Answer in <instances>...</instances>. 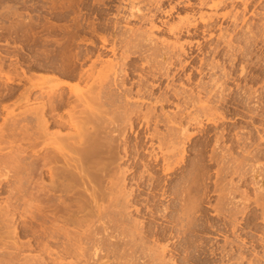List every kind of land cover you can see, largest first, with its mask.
Wrapping results in <instances>:
<instances>
[{
  "label": "bare ground",
  "instance_id": "1",
  "mask_svg": "<svg viewBox=\"0 0 264 264\" xmlns=\"http://www.w3.org/2000/svg\"><path fill=\"white\" fill-rule=\"evenodd\" d=\"M74 1L80 2L59 1L60 11L69 9L74 14L72 19L78 20L84 8L80 12L79 4L77 9ZM96 1L107 10L115 8L111 20L97 25L89 20L86 26L76 22L73 27L71 24L66 27L65 23L62 29L58 23L48 29L47 34L54 25L58 26L62 35L56 33V38L63 37L56 39L58 50L47 49L44 62H37V65L44 63L40 66L45 70L39 71L46 73L43 78L42 73L39 74L44 80L39 91L34 83L38 75L33 71L29 75L31 68L24 70L19 63L22 60L17 57L9 66H15V70L16 66L21 67L20 79L6 77L4 56L0 55V79L5 80L3 84L0 82V103L5 101L0 106L3 120L0 144H4L0 146V177L3 178L0 193L7 192L6 186L10 188L12 201L19 202L27 196L23 199L26 208H21L26 209L24 214L29 213V220L26 222L27 217H24L25 222H21L25 226L23 233L31 234L35 242L25 245L15 239L20 232L19 226L14 228V220L22 209L17 214L19 206L7 200L1 206V201L0 234L3 230L8 236L0 235V264H245L250 257L255 262L250 260L248 264H264V111H261L260 126L249 128L255 125L257 111L261 109L259 106L257 110L252 104L261 97L239 91L234 96L235 90L226 84L237 79L235 67L221 68L220 74H213L212 84L204 83L203 67L205 63L207 66L204 49L212 43L203 47L201 41H194L200 36L203 39L217 36L218 20L230 15V12L220 14L219 10L228 4L241 3L245 13L254 0ZM193 8H208L212 13L204 15V10L197 13ZM77 10L81 15L75 18ZM178 11L186 13L185 17L168 22V17ZM237 13H233L236 23ZM164 14L168 16L166 21L160 20L161 25H157V18ZM102 16L104 12L96 14L97 19ZM138 20L148 22L150 28L135 30L127 26ZM152 30L175 37V41H171L172 38L168 41L164 35L166 39H159L158 35L156 38ZM226 31L217 36L218 40L232 48L234 32L226 34ZM83 34L98 35L100 43L89 41L90 48L77 50L74 48L76 38L80 39ZM250 38L252 36L247 39ZM219 43L208 51L216 55ZM234 57L230 55L235 63V53ZM198 60L200 63L196 66ZM25 64L26 69L28 64ZM214 65L215 62L208 65L211 71L216 70L217 65ZM58 72L74 83L58 79ZM197 75L201 78L196 81ZM239 76L247 77L245 67L241 68ZM12 84L24 88L18 92L10 88ZM204 96L206 99H202ZM9 100L15 102L9 105ZM21 101H25L27 107L16 114L13 107ZM171 104L175 110L169 113L165 108ZM190 107L194 111H190ZM239 108L244 110L240 117L234 115ZM227 114L232 117L227 118ZM244 117L245 126H236L235 119ZM206 124L222 125L212 141L213 153L219 150L220 157L215 160L213 154L209 156L211 165L218 162L222 167L217 175L223 179L222 174L230 172L242 184L253 185L256 192L252 198L243 191L235 201L233 195L239 190L238 185L231 183L221 188L223 208L215 209L214 216L222 217V223L201 221L205 212L203 202L208 197L206 191H202V167L209 144L189 148L193 138L203 137L208 132ZM161 126L165 132L160 131ZM5 144L8 154L1 155V151L6 150ZM9 149L13 151L9 153ZM192 150L198 157L199 179L193 189L196 195L193 206L191 189L183 175ZM180 174L184 186L176 189L178 186L172 183ZM14 194L23 196L19 199L16 195L13 197ZM20 203L22 206L23 201ZM251 204L259 208V216L251 213ZM22 214H19L21 218ZM207 228L213 232L211 235L206 232ZM203 235H208L211 242L204 243ZM10 238L13 241H9ZM220 239L222 244L218 243ZM257 244L261 245L262 254ZM37 247L42 253L38 258L24 255L25 249L36 248L37 251Z\"/></svg>",
  "mask_w": 264,
  "mask_h": 264
},
{
  "label": "rangeland",
  "instance_id": "2",
  "mask_svg": "<svg viewBox=\"0 0 264 264\" xmlns=\"http://www.w3.org/2000/svg\"><path fill=\"white\" fill-rule=\"evenodd\" d=\"M59 1H61V0H0V55H1V57L4 56L3 58L5 60L4 61L5 64H4V67H3V72L6 74V77L7 76H10V77H12V78H14L15 80L18 81L20 79V76H19L18 72L20 73L21 67L24 70H28V69L31 68L30 69L31 71H29L28 74L30 75L32 73V71H33L34 75H35V73L38 75V77L35 75L36 77L34 79L35 80L34 83L37 85V88H38L37 91H39V89L41 88V86L43 85V82H44V80H42L41 78H43V76L46 75V73L43 74L44 73L43 70L42 71H39V69H44V68H42L43 67L42 65L44 64L43 62H44V58H45V52H46L47 49H49L50 51H53L54 49L56 50L58 48L57 47V41L58 40H61L62 37H63L62 36V37H60L61 39H58L59 36L62 35V32H60L61 30L59 31V28H60L59 25L61 24V28L60 29H62V25H63V27L66 26V25L64 26L65 23L68 24L66 27H69L70 24H71L70 27H73V24H75L76 22H80V24L82 23V24H84L86 26L87 25L86 23L89 20H90L89 23H92L93 22V23H95L97 25V24H99L101 22H105V21L111 20L113 18V15H111V14H115V12H116L115 11V8L111 9V11L110 10H107L104 6L102 7V5L99 4V2L98 3H97V1L94 2V0H91V1L90 0H85L86 2L84 0H82L83 3L81 2V0H77V2L78 1H80V2L79 3H76V1H74V2L77 4V9H78V4H79L80 7H79L78 10H80V12H81V9L84 8L82 10L83 11L82 12L83 15H81V13L77 10L76 11L77 14H75L76 15L75 18H77L78 15H81L82 17L79 16V18L82 19V20H80L79 18H78V20H76V19L73 20L72 18H74V14L71 13V10L67 9V11H66V9H64V11L62 10L63 12L60 11L62 8H61V6L59 4L60 3ZM105 1L106 0H103L102 2H105ZM64 2H65V0H64ZM90 2H91V4H90ZM92 3L95 6H93ZM118 4L119 3H117V5ZM67 5H68V3H67ZM97 6H98V8H97ZM165 7H167V6L165 5ZM166 9L168 10V8H166ZM243 9H244L243 4H241V3H234V4H228L224 9L219 10V13L220 14L221 13L224 14V13H227V12L229 13L230 12L229 13L230 15H229V17H226V18L220 16L221 18L217 22L218 23L217 24L218 26H217V29H216V35L218 36L221 32L225 33L224 31H226V30H228V33H226V34H230V33H233L234 32V35L237 36V37H239V39L237 40L236 39L237 37L235 38V36H234V38L232 40V48L231 47H228L227 48L226 47L227 45H225V44L223 45V41L218 40V37L217 36L216 37H213L212 39H210L208 37H206L205 39H203L202 36H200L199 38L194 39V41L195 40L201 41L203 47H205L206 44H207L206 46H210L209 44L212 43L211 46L213 44H214V46H216V45H218L219 42L221 43V44L219 43V50L217 51L218 54L216 53V55H214V52H209V51H211V49H210L211 46L210 47H206L204 49V55H205V56L203 55L204 58H205L204 59V62L205 61L207 62V66H206V63H205V65L203 67V70H204V73L203 74H205V75H202V80H203L204 83L207 82L209 84H212L210 81H211V78L214 77L213 74L219 73L220 70L223 69V67H225L226 70H231V69H234L233 67H235L234 70L236 71L235 75H237V79L236 80H231V81H229L226 84L227 87L231 88L233 91L235 90L234 91V96L237 94V91H239V92H242L244 94L245 93H250V92L252 93L253 92V93H256V95L259 98L261 97V100H258L259 102L256 99L257 102H253L254 104H252V106H254V107L256 106L257 107V110H258L259 106L261 108L260 110L257 111L258 112V117L256 116V118H255L256 119L255 125H253V127L252 126L249 127L250 129L251 128L253 129L254 126H260V124H261V122H260L261 121L260 116L263 113L261 111H264L263 110V104H264V28H263V26H264L263 22L264 21L263 20H264V18H262V16L264 15V13H263L264 12L263 11L264 10V0H262V1H260V0H254L253 6L247 8L246 11H245V13H243L244 12ZM99 10H101V11H99ZM112 10L114 12H112ZM192 10H194L197 13H200V11L202 12L204 10V13H203L204 15L210 14V12L212 13V11H210L208 8H204L202 10H200L198 8H193ZM108 11H109V14H108ZM69 12L72 14L71 17H70V13ZM78 12L80 14H78ZM88 12L91 13V14H88ZM103 12L105 13V16H102L99 19H97L96 18V14H99V13L101 14ZM192 12L193 11H190L191 14H194V12L193 13ZM63 13L66 14V15H64ZM94 13H95V15H94ZM173 13L174 14L170 17L171 19L164 14V15H162V17L161 16L158 17L157 20L160 21V20H163L164 19L166 21V19L168 17V20H167L168 22H170V21L176 22V21H179L180 20L179 19L180 18L179 16H181V18H183L186 15V13L180 12V11L173 12ZM233 13H237L236 16H237V20L239 19L238 20L239 22L237 20H236L237 23L236 22H233L234 15H235ZM240 13L241 14L243 13V15H245V17L243 15H241ZM231 14H233V16ZM109 15H111V16H109ZM198 15L199 14H197V17H198ZM63 16H66V17H63ZM83 16H84V18H83ZM89 16H91V17H89ZM241 17L243 19H241ZM83 19H85L84 22H83ZM242 20H244V22ZM139 21L140 20L137 21L138 23L136 21L130 22V23L127 24V26L130 25L131 26L130 28H133L135 30H136V28L138 29L140 27H141V29H144V28L145 29L146 28L149 29L150 28V24L148 22H142V21H140L141 22L140 23ZM158 21L156 22V24L157 25H161L160 24L161 21L160 22H158ZM174 22H170V23H174ZM45 24L46 25L47 24H50V26L47 27ZM52 24H56V25L58 24L59 28H56L58 26L54 25L53 27L56 28V29L51 28V31L49 30L51 32V34L55 32L51 36L50 32H49V34H47V33H48V29L51 27ZM144 24L146 25V27L144 26ZM235 24L239 25V26H237L238 28L235 26ZM44 25H45V27H44ZM142 26H143V28H142ZM147 26H149V27H147ZM29 27L30 28L33 27V28L32 29H29ZM234 27H235V29H234ZM15 28H17V29H15ZM25 29L28 30V31H26ZM43 29H45V31ZM30 30H32V31H30ZM152 31L154 33V36L156 35L155 36L156 38H158V36H159V39H161L162 37L164 39L166 37L168 41L171 38H172L171 41H173V40L175 41V37H172V36H169L168 37L167 34H159L155 30H152ZM45 32H46V34H45ZM56 33H57V35H59L58 33H60V35L58 36V38H56L57 37V35H55ZM85 35H88V36H85ZM162 35H164L165 37L162 36ZM93 36H94V38H93ZM249 36H252V38L247 39ZM83 37H86L87 39L86 38H83ZM83 37H81V38L84 39V42L85 43L81 40V38L80 39L78 37L76 38L77 39L76 40L77 46L75 44L74 48L76 47L77 50L78 49L83 50V49H86V48H90V44H89L90 42L89 41H95L96 40L98 43H100L99 40H97L98 35L96 36V35L83 34ZM88 37H91L90 40H88L89 39ZM54 38H55V40H54ZM92 38H93V40H92ZM201 38H202V40H201ZM31 39L34 40V41H36V42L33 43L31 41ZM48 39L51 40V41L53 40V41L50 43ZM56 39H57V41H56ZM87 40H88V42H87ZM205 40L208 41V42H206ZM217 40H218V43L216 42ZM44 41H45V43L47 45L45 43L43 44ZM47 41L49 42V46H48V42ZM203 41H204V43H203ZM82 42H83V44H82ZM233 43H235L234 46H233ZM42 45H43V47H42ZM80 45H82V46H80ZM45 46L46 47L48 46V47L46 48ZM214 46H212L211 48H213ZM220 46H222L223 48L220 47ZM233 47H234L235 50L233 49ZM21 48H23V49H21ZM44 48H45V51L43 50ZM230 48H231V50H230ZM208 49H209V51H208ZM206 50L208 51V53H207ZM228 50H229V52H228ZM205 51H206V54H205ZM226 53L229 55V57L227 56ZM234 53H235V56H236L235 63H234L233 59H230V55L233 58L234 57ZM208 56H210V57H208ZM16 57L20 61L22 60V62H19V63L22 64V65L20 64L21 67L16 66L17 67L16 70L20 68L17 71L15 70V66H11V67L9 66V64H11V60H13V59L15 60ZM20 57H22V59ZM42 58H43V60H42ZM206 58H209V61L210 62L207 61L208 59L206 60ZM36 59H38V60H36ZM212 59H214V61H211ZM23 61H24V64L26 63V64L29 65L28 66V65L25 64L27 66L26 69H25V66L23 64ZM32 61H33V63H32ZM39 61H43V62L42 63L40 62L37 65V62H39ZM229 61L230 62L233 61L231 63H234V65L231 64V63H229ZM214 62L217 65V66L214 65V66H216L215 67L216 70L214 71L212 69V71H211L210 70V67L208 65L209 64L212 65ZM199 63L200 62L198 60V61L195 62V65L197 66ZM40 64H42V65L40 66ZM36 65H37V69L35 68ZM8 66H9V68H8ZM33 66H34V68H33ZM205 67H206V70L204 69ZM242 67H245V69L247 71V77H240L239 76V73H240V70H241ZM207 68H208V70H207ZM32 69H36V70H32ZM188 70H191V68H188ZM213 71L215 73H213ZM41 73H42V75H40L41 78H39V74H41ZM5 74H4L3 78L6 79ZM60 74H61V72H58L56 74V76L58 77V79H61V81H63V82H70L71 81L70 82L71 84L74 83L73 80H71V79L69 80L68 78H66V77L62 76V74L61 75ZM52 75H54V74H52ZM196 77H197L196 78V81L199 78H201V76H199V75H197ZM3 80L4 79H0L1 84H3V82L5 81V80L4 81ZM177 82L180 85L181 82H179V81H177ZM183 82L186 83L185 81H183ZM25 83H28V82H25ZM26 85H28V84H26ZM176 85H178V84H176ZM192 86H193V84H192ZM12 87L15 88V89H17L18 92L22 91V89L24 88L23 86H19L18 84H14V85L12 84L10 86V88H12ZM204 98H205V96L202 99H204ZM15 100H16V98H15ZM6 102L8 103V101H6ZM13 102H15V101L13 100V101L10 102V100H9V105H11ZM2 104L4 105L5 104V101H4V103L1 102L0 103V106ZM18 104H20V105H18ZM25 104H27L25 101H21L20 103H17L13 107V109L15 108L13 111L16 114L21 113L27 107V105H25ZM190 108H189L190 111H194L192 109V107H190ZM174 110H175V106L173 104H171L170 106H167L165 108V111H167V112L169 111V113H170V111L173 112ZM243 112H244L243 108H239V110L236 111L234 113V115L237 114V116H238V114H239V117H240L241 115H244ZM226 117L227 118H231L232 116L230 114H227ZM245 119H246L245 117H244L243 120H242V118L241 119H237V120L235 119L236 122L235 121L234 122H235L236 126H238V127L245 126V124H246L245 123V121H246ZM2 122H3V120L0 119V124H2ZM206 126L208 127V132L203 137H195V138H193L194 139L193 140V144L191 145V147H189V148H192V149H195V148L197 149L201 145L205 146L206 144H209V146H207V148H206V150L204 152V155L206 157L204 164L206 166L204 165V167H202V170L204 171V175L205 176L203 175V179L201 180L202 185L204 187V189H202V191L203 192L206 191V194L208 195V197H207V199H205V202H203V211H205L204 212V216L205 217L203 216L201 218L202 220L201 219L200 220L203 221V222H206V223H208V222L211 223L213 221H220L222 223L223 220H224L222 217L219 218L217 216H214L215 209L220 210V209L223 208V203L224 202H223V197L221 196V191H220L221 188H226L231 183L232 184H235V185H238L239 186V190L233 195L235 201H237V200L240 199V195H241V193L243 191H246L248 193V195L250 197H252V198L255 196L256 192H255V189H254V186L253 185H251L249 182H247L246 184L245 183L242 184V182H240V179L236 175H232V173H230V172H227V174L226 173L225 174L223 173L222 174L223 179L220 177L219 174L217 175V172L218 171L220 172V170H221L222 167L218 164V162H216L215 164L211 165L210 163H212V162H209V156H211L213 154L215 160H218L219 157H220V151L219 150L218 151H215L214 150V153H213V150H212V141L214 139L215 134L221 130L222 125H220L218 127H215V126H213L211 124H206ZM164 130H165L164 129V126H161L160 127V131L165 132ZM1 145L3 146L4 144H0V146ZM6 147H7V145L5 144V147L4 148L6 149ZM0 148H2V147H0ZM15 148H17V147H15ZM15 148H14V150H17ZM6 151L8 152V148L6 150H2L1 151V153H2L1 155L8 154ZM12 151H11V149H9V153L12 152ZM196 154L197 153L195 152V150H192L191 151L190 156L188 157L189 158L188 159V161H189L188 162V165L183 169V175L186 176L185 177L186 178L185 180H187L186 181V185H187V187H190V189H191V194H192V195H190L191 196V203L192 202L195 203V200L194 199L196 198V195H195V191H193V189H195V187L199 184V179L197 177L198 176V174H197V172H198L197 171L198 170V157H197ZM235 155L237 156V153H235ZM180 171L181 170H179V172ZM35 175H36L35 176L36 178L39 177V174H35ZM180 178H181V174L178 175L177 178L172 183L173 186H175V187L178 186L176 189H180L182 186H184L181 183L182 180ZM0 180L2 181L3 178L0 177ZM2 183H5V182L3 181ZM3 185H6V183L3 184ZM5 188L7 189V190L5 189V191H7V192L5 193L3 191L2 193H0L1 194L0 195V198H1L0 199V203L2 201V204H3V205L0 204L1 206H4V204H6L7 201H9V202L12 201V197H10L12 195L9 196L10 188H7L6 186H5ZM3 193H5V194H3ZM15 195L19 199L21 198L20 197L21 196L20 194H19V196H18V194H14L13 197H15ZM201 195H203V193H201ZM24 198L25 197L21 198L22 201H23V205L22 206L19 205V204H22V203H20V202H22L21 200H19V202H18V200H17V202H16V200L11 202L12 204L14 203L13 205H15L16 207L17 206L20 207V208L19 207L17 208V210L20 209V210L17 211V214L21 211L22 208L23 209H24V207L26 208V206H24V203H25L24 200H23ZM13 199H15V198H13ZM25 199H27V196H26ZM209 200H211V201L209 202ZM3 201H6V202L4 203ZM171 202L172 201H169V203H171ZM15 203L16 204L19 203V204L16 205ZM194 203H192L191 205L193 206ZM39 204H40V202H39ZM23 209L21 211L23 213L22 214V218H21V216H19V214H21V212H20L18 214L17 218L15 217V220L16 221L14 220V222H16L17 224L16 223L15 224L13 223L14 226H15L14 228H16L17 226H19L17 228H19L18 232H20V234L18 235L19 237L17 235H15V239L16 240L19 239L18 242L19 243L21 242V244H25V245H29V243H31V241H32L31 244L33 245V243H35V242L33 241V237L31 236V234H28L27 235L26 233H23L24 230H25L24 229L25 226H23L24 223H22V222H25V221H23L24 220V217H27V219H25L26 222H28V220H29V213L24 214V212H26L25 211L26 209L25 210H23ZM249 209L251 210V213H254V215L259 216L260 210L254 204H251ZM27 214H28V216H27ZM19 217H20V219H18ZM21 220H22V222H21ZM12 225L10 227L11 229H12ZM27 226H28V224H27ZM22 227H23V229H22ZM0 231H1V229H0ZM5 231L13 232V231L8 230V229H5ZM222 231L225 232V229H222ZM2 232H3V230H2ZM2 232H1L0 235H2V234L4 235L5 234V233H2ZM206 232L210 233L208 235H211V233H213L208 228L206 229ZM208 235H205V236L203 235V237H205L204 239H206V240H204L205 241L204 243H210L211 242V240H209ZM5 236H8V235L5 234ZM8 239L9 238H7L6 240H8ZM9 241H13V240L10 238ZM218 243H221L222 244L223 243L222 239H220V241ZM35 249H33L34 251L31 250V249L30 250L29 249H25L26 251H24L23 253H24L25 256L32 255V257L36 256V258H38L42 253H40V248L37 247V249H39L37 251H35ZM27 250H29V251H27ZM257 250L259 251L260 254H262V247H261V245L257 244ZM38 254H39V256H38ZM249 257H250V255H249ZM250 258H248V260H246V262H244V263L245 264H248V262L250 260H254V262H255V259L253 257H250ZM218 260L219 259L217 258L216 262H219ZM67 261H69V260H67ZM111 261L112 260H110V263H111Z\"/></svg>",
  "mask_w": 264,
  "mask_h": 264
}]
</instances>
